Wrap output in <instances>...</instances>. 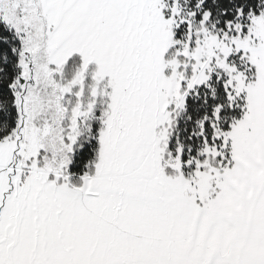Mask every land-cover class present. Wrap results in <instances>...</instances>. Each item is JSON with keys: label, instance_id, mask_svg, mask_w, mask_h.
<instances>
[{"label": "snow or ice", "instance_id": "6c2138e0", "mask_svg": "<svg viewBox=\"0 0 264 264\" xmlns=\"http://www.w3.org/2000/svg\"><path fill=\"white\" fill-rule=\"evenodd\" d=\"M0 264H264V0H0Z\"/></svg>", "mask_w": 264, "mask_h": 264}]
</instances>
